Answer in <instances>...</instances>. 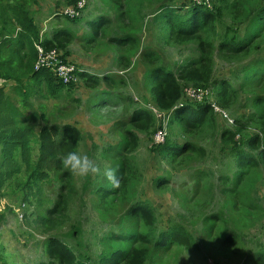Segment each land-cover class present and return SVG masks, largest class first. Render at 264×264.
<instances>
[{
	"label": "rangeland",
	"instance_id": "1",
	"mask_svg": "<svg viewBox=\"0 0 264 264\" xmlns=\"http://www.w3.org/2000/svg\"><path fill=\"white\" fill-rule=\"evenodd\" d=\"M70 2L38 0L33 8L42 38L52 37L55 29L71 33L62 38L63 47L56 48L65 51L68 60L88 73L86 77L78 75L77 80H73V93L64 91L54 97L44 87H35L23 103L19 92L12 88L16 84L14 80L1 81L9 96L7 102L21 111L15 115L16 129L33 132L38 137L45 125H70L82 136L78 147L72 149L65 142L68 138L63 142L62 134L54 131L56 156L42 151L39 140L32 142L24 154H19L21 178L38 167L49 172L52 179L38 181L40 196L30 201H24L25 180L18 188H13L17 183H12L6 172L16 165H6L0 146V264H60L49 258L45 249L51 237L61 238L79 250H84L90 240L91 255L97 254L100 248L95 242L96 235L109 229L112 219H121L136 200L152 204L161 228L183 223L195 237V245L190 249L179 245L151 248L145 264H259L256 254L264 253V162L249 165L248 158L243 156L239 168L233 153L222 143L220 132L239 125L247 127V135L260 132L255 126L257 123L247 122V118L255 110L252 95L264 94V84L247 83L244 65L264 58V37L259 43L261 47L255 49L251 45L246 49V57L235 59L233 54L217 47L221 33L227 30L226 24H234L232 35H245L246 25H236L231 19L225 18L229 23L220 19L216 34L205 29L208 33H197L194 38L175 34L165 36L164 39L168 38L164 40L158 39L153 29L154 13L161 5L159 0H86L76 21L62 13ZM175 2L185 6L189 0ZM100 14L110 17V22L91 28L89 21ZM121 30L130 32L137 40L118 41L116 37ZM4 37L5 34L0 33V41ZM208 42L215 44L208 50L214 56L212 73L229 79L230 85L237 87L240 93L233 100L232 108L217 104L213 107L215 126L206 122L198 129L179 125L180 128L177 123L165 127V137L170 141L191 142L194 147L181 155L170 154L164 158L158 151L164 141H155L159 130L156 109L161 116L165 112L169 121L173 112L158 108L152 101L150 90L156 81L150 75L162 65L177 70L193 55L208 54L200 46ZM90 74L98 79H89ZM102 90L111 94L105 98ZM188 90L184 96L186 103L201 100L189 97ZM205 91L203 98L214 103L213 91L211 96L209 90ZM138 107H145L150 113L136 123L131 117ZM241 137L238 134L236 138ZM262 141H257L254 148L258 150ZM115 147L120 149L119 154L112 150ZM68 151L85 153L101 167L107 164L118 169L124 181L121 180L113 195L98 198L95 188L111 185L101 177L71 175L60 162V154ZM62 183H67L68 187L64 195L71 197V216L65 220L55 217L53 226L46 228L41 218L47 216V209L54 205L55 189ZM109 204L110 208L105 209ZM131 223L130 228H134L135 221ZM139 223V230L146 231L147 226L142 221ZM76 228L81 233L79 238L73 237Z\"/></svg>",
	"mask_w": 264,
	"mask_h": 264
},
{
	"label": "trees",
	"instance_id": "2",
	"mask_svg": "<svg viewBox=\"0 0 264 264\" xmlns=\"http://www.w3.org/2000/svg\"><path fill=\"white\" fill-rule=\"evenodd\" d=\"M78 1L71 0L68 5H75ZM206 1L205 3H198L195 0H189V3L185 6H178L175 0H168V2L159 0L161 5L154 13L153 28L157 38L164 39L167 35L171 37L175 34L194 38L195 34L201 32H209L210 34L214 32L216 34L218 21L222 19L224 23H229V21L225 22L226 18L231 19L236 25H246L244 27L245 35H232L235 30L234 24H226L227 30L221 33L222 36L217 45L219 50L229 52L233 54V58L237 59L246 57L245 53L248 52L246 49H249L251 45H254L255 49L261 47L259 43L264 37V0ZM37 3L38 0H0V33L5 34V37L0 41V146H2V154L5 157L6 165H16V167L10 169L12 174L9 169L6 172L12 183H17L13 188H18L22 180L27 183L24 201H30L32 197L40 196L41 184H38V181L52 179L49 172L42 171L38 167L33 168L30 175L21 178L18 174L20 173V165L17 161L19 154H24L32 145V142L39 140L42 151L56 156L55 134H62L63 142L64 139L68 138L65 142H68L67 144L72 149L78 147L82 136L77 128L70 125H45L38 137L33 132L29 133L14 127L18 124L15 115L21 113V111L15 109L11 102H7L9 96L5 93L6 86L1 81L6 82L13 79L16 84L12 88L19 92L23 103L27 102L29 93L34 92L35 87H44V90L54 97L64 91L72 94L75 87L73 81L64 82L62 78H59L53 68L44 65L37 68L40 59V51L37 45H40L45 52L58 50L61 58L69 62L70 60L68 61L66 57L67 53L56 47L62 48V38L71 35L70 31L66 29H55L52 37L42 38L34 19L36 10L33 5ZM66 16L67 19L73 21L79 18L78 16ZM110 20V17L100 14L89 21V26L97 28L103 22H110ZM120 33L116 37L118 41L137 40L130 32L121 30ZM214 45L213 42H208L205 45L200 44L205 50L204 53L207 52L208 54L193 55L187 62L180 64L177 70L162 65L155 68L152 75H150L156 81V84L150 90L152 101L158 108L173 112L170 114L171 119L170 121L168 119L167 126L177 123L178 126L198 129L206 122L215 126L217 123L215 114H213V107L217 104L225 109L232 108L233 100L238 97L240 91L237 87L230 85L232 83L229 79L216 77L212 73L214 56L208 50L213 49ZM79 68L78 66L77 75L86 77L87 71ZM244 68L246 69L247 83L264 84L263 57L250 61L244 65ZM89 79L97 80L98 78L90 74ZM190 88L202 91L209 90L208 94L210 96L213 91L214 103L207 98L193 101L194 103H186L184 99L185 91ZM102 93L107 98L111 91L102 90ZM252 96L254 97L251 98V104L255 110L249 113L247 122H256L255 126L259 127L260 132L247 135L245 125L224 129L220 132L222 143L233 153L235 158L233 160L236 163L238 161L239 168L242 166L243 156L248 158L249 165L264 162V94L260 93ZM258 109L262 112H259ZM148 113H150L149 109L138 107L133 111L131 120L136 123L141 122L146 119ZM159 126H162L161 119H159ZM238 134L243 137L237 139ZM31 135L33 137H30ZM260 139L263 141L261 147L257 150L254 145ZM193 147L194 145L191 142L180 144L165 137L164 143L159 145L158 151L166 158L170 154L181 155ZM112 150L117 154L121 152L117 147ZM121 171L123 172L122 169ZM121 177V180L124 181L123 174ZM66 184L62 183L61 186L59 185L55 189V203L47 209V216L41 218L42 225L46 228L53 226L52 223L55 217L65 220L68 216H71L69 215L71 197L64 195V191L66 193L68 191ZM33 187L37 189L32 191ZM225 189H229V187ZM95 190V195L98 198L111 196L115 191L111 186H100ZM110 205H105V209L110 208ZM125 215L121 219L119 218L120 220L112 219L113 223L111 222L109 229L96 235L95 242L100 248L97 254L91 255L90 240L84 250H79L61 238L51 237L47 240L45 248L48 257L59 261L60 264H145L149 254L148 250L151 248L158 250L179 245L190 249L195 245V237L183 223H173L168 228H161L157 212L148 201L136 200L126 209ZM212 216L214 215L212 214ZM132 221H135L134 228H130ZM139 221L147 226L146 231L141 232L139 230ZM73 235V237L79 238L81 236L79 229L76 228ZM228 238L231 239L232 237ZM256 258L259 264H264V253L262 251H258Z\"/></svg>",
	"mask_w": 264,
	"mask_h": 264
},
{
	"label": "built area",
	"instance_id": "3",
	"mask_svg": "<svg viewBox=\"0 0 264 264\" xmlns=\"http://www.w3.org/2000/svg\"><path fill=\"white\" fill-rule=\"evenodd\" d=\"M198 3H205L206 0H195ZM86 6V0H79L75 5H68L62 10V13L71 17L79 16L82 12V10ZM40 51V59L37 63V68L41 65L48 66L54 69L55 73L58 75L59 78H62L64 82H70L73 80H77V66L74 65L71 61L66 62L61 58L60 52L56 49L45 52L41 46H39ZM187 92L190 94L188 95L191 98H197L199 99L203 98V95L205 94V90H194L189 89ZM156 114L159 116L162 120V126H159V130L157 131L155 141L157 143H161L165 139L166 129L167 127V118L165 112L161 116V112L156 109Z\"/></svg>",
	"mask_w": 264,
	"mask_h": 264
},
{
	"label": "clouds",
	"instance_id": "4",
	"mask_svg": "<svg viewBox=\"0 0 264 264\" xmlns=\"http://www.w3.org/2000/svg\"><path fill=\"white\" fill-rule=\"evenodd\" d=\"M60 162L62 167L74 177H101L102 179L107 180L113 189H118L121 185L122 177L118 174V169L107 164L101 167L93 157L85 153L77 151L61 153Z\"/></svg>",
	"mask_w": 264,
	"mask_h": 264
}]
</instances>
